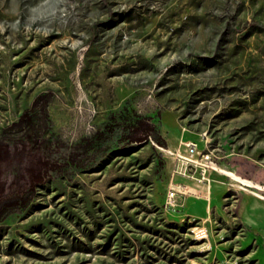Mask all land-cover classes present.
<instances>
[{
    "label": "rangeland",
    "instance_id": "rangeland-1",
    "mask_svg": "<svg viewBox=\"0 0 264 264\" xmlns=\"http://www.w3.org/2000/svg\"><path fill=\"white\" fill-rule=\"evenodd\" d=\"M0 264H264V0H0Z\"/></svg>",
    "mask_w": 264,
    "mask_h": 264
},
{
    "label": "built area",
    "instance_id": "built-area-1",
    "mask_svg": "<svg viewBox=\"0 0 264 264\" xmlns=\"http://www.w3.org/2000/svg\"><path fill=\"white\" fill-rule=\"evenodd\" d=\"M185 148H186V157L177 156L178 161L181 162V168L184 167L183 171L179 174L183 177L193 179V174L196 172L197 168L202 167V169H200V172L201 175H203L204 174L203 171H205V169H208V167L206 166L207 162H209L208 156L204 155L198 158L197 148L192 143H187L185 145ZM176 193L177 192L173 188L168 189L166 193V199L168 203H171L174 200Z\"/></svg>",
    "mask_w": 264,
    "mask_h": 264
},
{
    "label": "clouds",
    "instance_id": "clouds-1",
    "mask_svg": "<svg viewBox=\"0 0 264 264\" xmlns=\"http://www.w3.org/2000/svg\"><path fill=\"white\" fill-rule=\"evenodd\" d=\"M63 2V0H61ZM61 11L65 14L66 13V8L61 9Z\"/></svg>",
    "mask_w": 264,
    "mask_h": 264
}]
</instances>
